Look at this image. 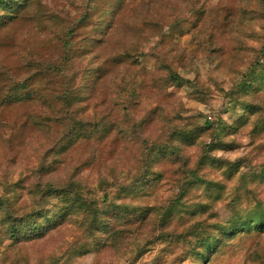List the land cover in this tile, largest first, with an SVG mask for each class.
<instances>
[{
	"label": "rangeland",
	"instance_id": "obj_1",
	"mask_svg": "<svg viewBox=\"0 0 264 264\" xmlns=\"http://www.w3.org/2000/svg\"><path fill=\"white\" fill-rule=\"evenodd\" d=\"M3 1L0 194L13 210L32 206L29 172L67 123L62 92L91 95L72 96L85 135L56 170L61 182L81 167V204L50 198L56 227L25 241L5 233L0 209V264H264V225L223 233L264 215V0ZM108 108L110 126L95 129ZM198 126L191 142L170 137ZM204 153L223 161L199 166Z\"/></svg>",
	"mask_w": 264,
	"mask_h": 264
},
{
	"label": "trees",
	"instance_id": "obj_2",
	"mask_svg": "<svg viewBox=\"0 0 264 264\" xmlns=\"http://www.w3.org/2000/svg\"><path fill=\"white\" fill-rule=\"evenodd\" d=\"M10 1V0H9ZM4 3H7V1H3ZM123 1H119L118 6L122 4L125 6V3H122ZM71 27L67 31V36L64 38V61L71 60V57L73 55L71 54V40L69 39V35H71L74 32V27L72 24H70ZM261 47L264 48V37L262 38ZM62 61H60L61 63ZM161 63V62H160ZM164 64V63H161ZM165 67H168L165 65ZM43 69V68H42ZM165 77L170 80L169 82L177 81L181 82L184 80V78L179 75L177 71L174 69L167 68ZM14 79V78H12ZM24 80V79H23ZM23 80H19L18 82H12L11 87L13 89L16 88H22L25 87V83ZM252 78L249 80H246L242 83V86H251L253 83L251 82ZM257 90L264 88V79H261L260 82L256 83ZM4 93V92H2ZM15 94V93H14ZM7 98H4V100H10L8 97L9 93L8 91L3 94ZM62 96L59 98L61 100V104H63V108L65 109L62 116L67 119L66 125H63L61 127V130L59 132L58 138L50 142L49 146L46 147L44 150L39 151L38 160L36 161V166L30 171L29 173L33 175V182H31V187L27 190L26 194L31 196L32 198V206H30L29 209H25L22 212L15 211L10 207L9 200L4 193L0 194V209L2 211V217L1 222L3 223V228L5 230V233L9 236L10 239L14 241H25V240H32L37 237H44L46 236V231L50 230L51 227H56V217H52V219L49 217V212L51 211V207L46 208V204L48 203V200L50 198L56 199V200H62L65 204V206L73 207L74 205H79L81 202L80 199V192L78 188H76V183L78 181L77 177H73L74 174H78V172L81 170V167H76L75 169L77 171H71V173L63 180L59 181L58 177L56 176V170L62 164V161H60L61 156L64 151H66L67 146L73 144L76 142L80 137L85 135L86 130V121L84 119L79 118L76 113H74V110L71 109L72 104L78 102V99L75 101L73 100L72 96L78 95L80 98L84 99L91 95L90 93H83V88L79 93L71 94L69 90H64L61 94ZM13 96V94H11ZM9 98V99H8ZM16 98V96H15ZM14 98V99H15ZM264 101V95L261 98V102ZM128 105V111H125L127 114H132V110L135 109L136 104L133 99L127 100ZM262 106V103L260 104ZM260 106V107H261ZM133 107V108H132ZM157 113V107H151L150 110L147 112V120L150 121L154 118V115ZM114 117V113L111 111V109L108 108L107 111H105L102 115L99 116L97 119L98 124L94 127L95 129H107V125L111 124V121ZM1 119V118H0ZM106 120V122L103 124L102 121ZM101 121V123H99ZM1 122V120H0ZM202 126L198 127H192V128H184V127H174L170 131V137L171 139L178 138L179 141L182 143H188L193 140H195L194 135H198L200 131L204 130ZM109 130V129H108ZM194 137V138H193ZM174 141V140H172ZM155 146H159L155 144L154 146L150 145V148H146L144 151L145 156H149L150 153L153 151V148ZM163 146V147H162ZM214 144H211L210 148H212ZM173 149L171 147H167L164 143H162L159 148L158 152L164 153L167 150ZM177 148L176 153L177 157L179 156ZM223 161V158L220 157H211L207 153H204L202 156V159L198 162L199 166H203L202 164H205L207 162L212 161ZM51 172H50V171ZM46 176V177H45ZM26 178L25 176L23 179ZM8 182V180H7ZM10 182V181H9ZM8 182V183H9ZM12 182V181H11ZM6 183V182H5ZM193 183V182H192ZM7 184V183H6ZM11 184V183H10ZM190 184H186L183 186V189L181 190V193L186 194L187 187ZM73 194L71 193L72 191ZM59 203V202H55ZM57 206H55L56 208ZM64 208L62 210V218L64 219V215L66 214V210L68 209ZM53 214H59L60 212H54L52 209ZM63 221V220H62ZM264 225V215L255 216L251 218H244L237 221L234 225L227 227V229L223 230V233H233L237 231L238 229H249V228H257L262 227ZM207 239V236L205 237ZM204 239V240H205ZM207 247L212 248V245H210L207 242Z\"/></svg>",
	"mask_w": 264,
	"mask_h": 264
}]
</instances>
